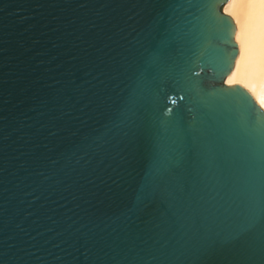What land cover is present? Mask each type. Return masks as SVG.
<instances>
[{
  "label": "water",
  "instance_id": "water-1",
  "mask_svg": "<svg viewBox=\"0 0 264 264\" xmlns=\"http://www.w3.org/2000/svg\"><path fill=\"white\" fill-rule=\"evenodd\" d=\"M226 1L0 0V264H264Z\"/></svg>",
  "mask_w": 264,
  "mask_h": 264
},
{
  "label": "bare ground",
  "instance_id": "bare-ground-1",
  "mask_svg": "<svg viewBox=\"0 0 264 264\" xmlns=\"http://www.w3.org/2000/svg\"><path fill=\"white\" fill-rule=\"evenodd\" d=\"M222 11H227L235 25L234 41L237 45L234 65L225 83L241 85L264 110L258 103L259 97L264 95V4L229 3L227 0Z\"/></svg>",
  "mask_w": 264,
  "mask_h": 264
},
{
  "label": "snow or ice",
  "instance_id": "snow-or-ice-1",
  "mask_svg": "<svg viewBox=\"0 0 264 264\" xmlns=\"http://www.w3.org/2000/svg\"><path fill=\"white\" fill-rule=\"evenodd\" d=\"M255 3L259 2L261 4H264V0H229V3ZM227 8V5L225 6ZM227 11L225 12V15H227ZM241 55H243V50L241 52ZM239 62V61H238ZM258 103L261 105V107H264V95L260 96L258 99Z\"/></svg>",
  "mask_w": 264,
  "mask_h": 264
}]
</instances>
